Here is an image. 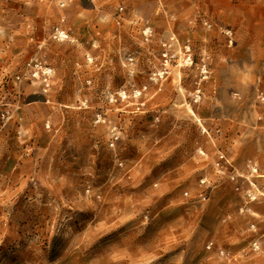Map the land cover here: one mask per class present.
<instances>
[{
	"label": "rangeland",
	"instance_id": "rangeland-1",
	"mask_svg": "<svg viewBox=\"0 0 264 264\" xmlns=\"http://www.w3.org/2000/svg\"><path fill=\"white\" fill-rule=\"evenodd\" d=\"M255 1L121 6L80 42L0 0V264H264Z\"/></svg>",
	"mask_w": 264,
	"mask_h": 264
},
{
	"label": "crops",
	"instance_id": "crops-1",
	"mask_svg": "<svg viewBox=\"0 0 264 264\" xmlns=\"http://www.w3.org/2000/svg\"><path fill=\"white\" fill-rule=\"evenodd\" d=\"M204 1L205 0H24V5L26 13H28L31 18L38 16L39 21L44 27L59 22H65L64 27L71 31V35L77 38L78 41L83 42L89 40L90 37H95L96 34L93 31L81 34L80 29H77L78 25L81 22L89 23V20L95 16L98 17V14H103V16L105 14L109 18L115 13L117 7L122 6L126 9L125 20H133L153 15L160 4L199 5ZM225 1H231V3H229L230 5L228 4L229 6L226 8H224ZM210 2L215 5V12L218 15H224L230 12L233 20L239 18V0H210ZM248 12L251 14L253 12L255 19L257 15L260 16L261 14H263L264 17V0H256L253 6L249 7ZM249 19L252 20V17H249ZM253 26H255V23ZM256 31V35L264 37V27L258 28ZM82 35L87 37H82ZM193 152L196 156L197 149L194 148ZM234 169L237 171L236 168ZM217 171L220 174L224 173V175L231 174L228 170L217 169ZM203 174V171L194 172V170H192L186 172V176L192 179H194L195 176L200 178ZM248 208H250L253 214H261L264 216V203H248Z\"/></svg>",
	"mask_w": 264,
	"mask_h": 264
},
{
	"label": "built area",
	"instance_id": "built-area-1",
	"mask_svg": "<svg viewBox=\"0 0 264 264\" xmlns=\"http://www.w3.org/2000/svg\"><path fill=\"white\" fill-rule=\"evenodd\" d=\"M53 36L55 39H58V40H65V39L69 38L68 32L64 29L62 24H57L54 27ZM258 100H259L260 106L264 107V95L259 96ZM221 159H223V158H221ZM218 164H220V163H218ZM235 178H236V176H232V180H235Z\"/></svg>",
	"mask_w": 264,
	"mask_h": 264
},
{
	"label": "bare ground",
	"instance_id": "bare-ground-1",
	"mask_svg": "<svg viewBox=\"0 0 264 264\" xmlns=\"http://www.w3.org/2000/svg\"><path fill=\"white\" fill-rule=\"evenodd\" d=\"M194 114V113H193ZM199 123L202 125L201 121H199Z\"/></svg>",
	"mask_w": 264,
	"mask_h": 264
}]
</instances>
